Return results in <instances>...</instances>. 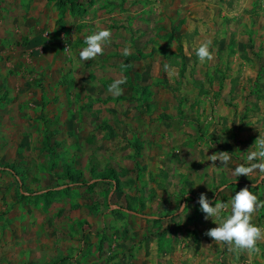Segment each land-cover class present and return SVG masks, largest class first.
I'll list each match as a JSON object with an SVG mask.
<instances>
[{
  "label": "rangeland",
  "instance_id": "obj_1",
  "mask_svg": "<svg viewBox=\"0 0 264 264\" xmlns=\"http://www.w3.org/2000/svg\"><path fill=\"white\" fill-rule=\"evenodd\" d=\"M72 5L0 0V264H264V241L248 254L207 236L218 225L197 203L244 187L264 201V176L232 175L264 137L263 3ZM99 29L111 43L81 61ZM222 151L217 171L207 156ZM252 222L264 228V208Z\"/></svg>",
  "mask_w": 264,
  "mask_h": 264
},
{
  "label": "clouds",
  "instance_id": "obj_2",
  "mask_svg": "<svg viewBox=\"0 0 264 264\" xmlns=\"http://www.w3.org/2000/svg\"><path fill=\"white\" fill-rule=\"evenodd\" d=\"M111 40L112 32L109 29H99L93 32L85 38L84 44L86 46L79 52V59L81 61H90L97 59L98 56L104 55L105 47L111 43ZM67 51L68 48H66L65 52ZM123 54L125 56L130 55L131 49L125 47ZM196 56L201 63L212 61L214 55L211 50V41L201 43L196 49ZM122 67H131V65ZM169 67L168 64H165V71ZM126 82V77L114 80L108 88L109 93L114 97L121 96L124 91L121 86ZM253 147L255 150L248 151L247 154V166L243 163L236 166L232 173L233 176L250 177L257 173L264 176V137L260 136L255 141ZM207 160L212 162L211 168L220 171L231 162L232 154L222 151L207 156ZM217 161L223 167L217 168ZM254 161L260 162L257 163ZM226 187L227 185L220 188L219 191H224ZM197 203L200 205V210L205 214V219L211 218L218 225L206 232V235L212 238L215 243L226 244L237 253H259L260 249L258 244L264 241V228L255 225L252 220L254 214L259 209L264 208V201L260 200L248 187H244L237 192L228 203L217 200L213 206V201L209 200L204 193L200 194ZM185 208H187V205L182 206L180 212L182 213ZM229 208L230 213L224 215V213L228 212Z\"/></svg>",
  "mask_w": 264,
  "mask_h": 264
},
{
  "label": "trees",
  "instance_id": "obj_3",
  "mask_svg": "<svg viewBox=\"0 0 264 264\" xmlns=\"http://www.w3.org/2000/svg\"><path fill=\"white\" fill-rule=\"evenodd\" d=\"M75 0H67V2L69 3V12L72 15H79L80 14V10L78 8H76L75 6H73V2ZM72 6V7H71ZM65 177L68 179L69 182H77L78 178L77 177H72L69 173L65 172ZM99 178L102 179V181L108 179V177H106L105 175H99ZM111 180H114V182H117V179L114 175H112ZM246 185L250 186L248 183H246ZM180 200L182 202L186 201V199L188 198H192V194H189V197H185L184 196V192L181 193V196H179Z\"/></svg>",
  "mask_w": 264,
  "mask_h": 264
},
{
  "label": "crops",
  "instance_id": "obj_4",
  "mask_svg": "<svg viewBox=\"0 0 264 264\" xmlns=\"http://www.w3.org/2000/svg\"><path fill=\"white\" fill-rule=\"evenodd\" d=\"M165 123H170V124L173 123V124H175L176 133H179V132H178V130H179L178 128H181V127L178 126V123H179V122H178L177 119H173V120H171V121H169V122H165ZM165 125H166V124H165Z\"/></svg>",
  "mask_w": 264,
  "mask_h": 264
},
{
  "label": "built area",
  "instance_id": "obj_5",
  "mask_svg": "<svg viewBox=\"0 0 264 264\" xmlns=\"http://www.w3.org/2000/svg\"><path fill=\"white\" fill-rule=\"evenodd\" d=\"M260 2H261V3H263V5H262V6L264 7V0H260Z\"/></svg>",
  "mask_w": 264,
  "mask_h": 264
}]
</instances>
